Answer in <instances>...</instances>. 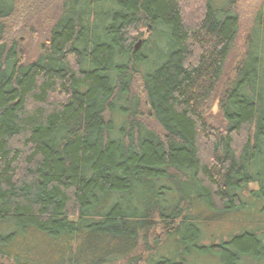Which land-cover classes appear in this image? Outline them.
<instances>
[{
  "label": "trees",
  "instance_id": "16d2710c",
  "mask_svg": "<svg viewBox=\"0 0 264 264\" xmlns=\"http://www.w3.org/2000/svg\"><path fill=\"white\" fill-rule=\"evenodd\" d=\"M233 4L64 0L23 62L0 0V264H264V4L220 92Z\"/></svg>",
  "mask_w": 264,
  "mask_h": 264
},
{
  "label": "rangeland",
  "instance_id": "374dc122",
  "mask_svg": "<svg viewBox=\"0 0 264 264\" xmlns=\"http://www.w3.org/2000/svg\"><path fill=\"white\" fill-rule=\"evenodd\" d=\"M63 1L64 0H16L15 10L6 23L7 29L5 37L6 39H16L18 41V47L20 49L23 62H28L35 59L39 54L40 47L44 45L47 38L48 29L55 20L57 14L60 12L61 4ZM263 4L264 0H234V7H232V9L235 11L238 17V31L232 44V48L224 64L223 74L221 76L219 85L220 92L234 78L236 65L245 52L246 36ZM187 7L188 9H185L184 7L183 11L188 12L189 15H192V8H190L189 6ZM141 30L144 33V37L146 38V29L143 28ZM220 92H218V94ZM218 103L219 95H217L211 102L210 107L207 109L206 116L210 119L208 120L213 126L220 127V124L217 122L219 119ZM148 122L150 124H153L151 119H148ZM250 187L255 188L256 185L252 184L250 185ZM229 225L230 231L232 230V232L237 228H234V225H231V223H229ZM209 230L224 232L221 233L224 234L221 239L226 240L227 237L225 233L228 230V225L225 224V221H223L220 228L215 226L214 224H211ZM159 232H162L161 228L157 230V233ZM210 236L211 234L207 235L208 239ZM208 239H206L205 241H209ZM218 240L219 238H216L213 241L217 242ZM164 245V241L160 240L158 249H156L155 251L151 250L150 252L143 251L141 253L144 257L145 255L149 254H152L153 257L157 256V253L161 252V248L163 250ZM164 249L168 250V248ZM206 259L210 263H213L214 261L212 257H207ZM192 263L193 261L191 262V264Z\"/></svg>",
  "mask_w": 264,
  "mask_h": 264
}]
</instances>
